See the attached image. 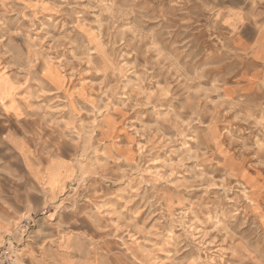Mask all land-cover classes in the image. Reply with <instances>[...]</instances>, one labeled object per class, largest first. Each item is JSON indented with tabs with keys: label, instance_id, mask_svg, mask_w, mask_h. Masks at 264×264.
<instances>
[{
	"label": "rangeland",
	"instance_id": "1",
	"mask_svg": "<svg viewBox=\"0 0 264 264\" xmlns=\"http://www.w3.org/2000/svg\"><path fill=\"white\" fill-rule=\"evenodd\" d=\"M260 23L264 0H0V250L264 264ZM13 128L54 192L17 176Z\"/></svg>",
	"mask_w": 264,
	"mask_h": 264
},
{
	"label": "crops",
	"instance_id": "2",
	"mask_svg": "<svg viewBox=\"0 0 264 264\" xmlns=\"http://www.w3.org/2000/svg\"><path fill=\"white\" fill-rule=\"evenodd\" d=\"M263 12V11H261ZM264 23H260V27L258 28L259 30V35L260 37L264 36ZM248 28H252V30H255V25L254 24H248ZM9 111L15 112V110L11 109L10 107ZM8 111V110H7ZM2 135H5L4 137L7 139L6 141L10 145L14 156V159L18 160L19 163H22V170L21 168H17V176H21V178L26 177L27 174L31 175L34 179L38 181H42V183H46V186L49 190L54 192L51 188V186L47 182V166L48 164L44 167L42 164H40L39 161H37L34 157L30 156V148L28 145V141L26 140L25 137L22 136L21 132L19 129L15 130L13 129H7L5 133ZM65 167L62 169L61 172V178H64V175L66 173L67 165H64ZM59 188H56L55 191H58ZM25 203V202H24Z\"/></svg>",
	"mask_w": 264,
	"mask_h": 264
},
{
	"label": "built area",
	"instance_id": "3",
	"mask_svg": "<svg viewBox=\"0 0 264 264\" xmlns=\"http://www.w3.org/2000/svg\"><path fill=\"white\" fill-rule=\"evenodd\" d=\"M35 225V217L32 216L31 218L25 219L23 224V229L25 232L29 231L31 227ZM15 256L13 253L12 248L8 245H5L0 250V264H14Z\"/></svg>",
	"mask_w": 264,
	"mask_h": 264
}]
</instances>
